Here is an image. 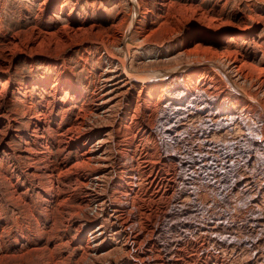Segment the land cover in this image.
<instances>
[{"label":"bare ground","instance_id":"1","mask_svg":"<svg viewBox=\"0 0 264 264\" xmlns=\"http://www.w3.org/2000/svg\"><path fill=\"white\" fill-rule=\"evenodd\" d=\"M49 1H51V13L56 14L58 12L61 19L68 12L67 10L71 9L65 19V21L72 22V27H69L71 30L67 32L65 27L57 30L56 33L39 31L35 42L48 35L50 38L55 37L53 39L56 40L55 44L59 48L72 47L76 49L81 47L82 52L87 53V57H91L94 52L96 54V52L103 51V54L98 53V57H95L103 69L96 73L98 86L94 94L90 96V101H88L85 91L70 82L69 76H74V72L64 71L65 75L54 78L56 85L51 89L56 100H60L58 102L65 108L62 109V115H67V118L74 116V119L68 120L67 123H64V117L60 118L57 116L58 114L54 115L55 112L47 104L42 111L37 110L35 112V108L32 105L33 108L28 106L30 104L27 105V101L23 100L24 103L20 104L21 107L19 108L22 111V107H25L24 115L27 117H25V127L27 128L26 132L22 133L17 128L21 124L20 121L24 119L19 117V111H14L15 103L11 101L12 98L9 99L10 101L6 100V105L0 104V135L10 137L11 141L18 139L22 142L16 160L22 166L21 169L24 170L20 171L23 182L16 179L18 182L16 187L19 188L22 183L28 181L30 186L40 188L45 195L43 196L44 203L55 205L56 208L59 207L58 210L54 209L55 206L51 210L48 209L49 206L45 207L42 216L55 210V212H59L58 214L63 215L66 228H70L69 225L73 222L78 225V232L86 238L87 250L82 258L83 262L105 264L112 257L122 258L125 254L127 256L132 254V248L128 247L127 240L123 242V246L118 245V239L122 235L120 228H128V224H130L129 239L134 233L142 245L141 254L138 256L140 261L147 260L148 264H169L167 246L165 242L160 240L164 227L168 226L171 217L182 218L189 214L188 217L192 219L182 222L192 226L191 221L196 215H193L195 209L190 210V207H185L173 208L169 211L166 207L161 209L157 206L158 209L155 208L154 212L153 207L156 205L155 199L161 195L171 200L175 196L177 185L181 186L180 192L189 190L186 186L187 180L183 179L181 172L183 165L189 162L185 164V159H182L179 154H181L182 147H184L183 151L191 153L196 145L191 141L188 132L178 131L185 114L189 115V112L196 106L195 112L222 113L228 115L231 121L235 120L239 111L243 109L256 115L262 125L259 130L255 128V131L250 134L246 146L240 147L239 155L245 159L243 161L241 158L239 163L242 162L247 168L252 167L250 169L252 175H259L257 183H260L259 181L264 178V59L257 60L256 55L232 49L236 43L239 45L243 41L251 40L257 45V42L264 40L260 37L261 34L257 33L259 27L257 25H244L243 28L241 26L227 28V25L220 26L212 20H209V24L205 22L208 19L207 15L204 14L205 12L201 13L200 10H196L194 15H199L198 20H192L188 25L181 27L176 32L174 31L175 33L170 31L173 33L171 36L154 41L155 39L152 38L156 31L152 30V27L158 22L152 20L157 15L159 25L164 27L165 22L162 23L164 17L161 12L175 7L172 0H88L87 2L91 3H87L91 13L103 6L107 8L106 6L113 2L116 5L114 9L119 10L120 15L123 14L120 9L124 5L129 8L130 15L125 16L123 14L118 22L110 20L111 24H107L108 26L105 27L97 22L91 26L87 24L85 15H89L88 9L85 7L82 11H77V6L69 8L70 6L65 0H45L42 5H47ZM147 25L151 28L149 34L145 29ZM62 31H66V33H61ZM186 33H188L187 36H185ZM228 39L229 41H227ZM231 40L236 42L233 44ZM187 41H190L189 46L196 45V47L193 49H190L191 47L183 48ZM19 43H9L7 49L17 52L21 48ZM45 43L47 42L43 41L40 46ZM260 43L263 44V42ZM152 47L160 50L158 56L152 55L151 60H148L138 55L139 51H145ZM222 47H226L225 52H215L214 48ZM34 50L30 47L22 49L20 53L27 57L28 53ZM63 54L50 53L52 57L63 56ZM104 56L108 63L102 61ZM14 60L15 54L12 53L0 61L9 64L5 68L0 66V75H7L11 72ZM48 60L50 59L46 60L49 63ZM95 60L93 59V61ZM64 62L63 65L67 68L65 59ZM132 69L135 70L136 74L131 72ZM213 84L218 85L219 88ZM75 95L80 105L73 108L70 103ZM184 95L186 96L184 97ZM170 110L176 112V122H172L174 124L167 127L166 125H169L171 120L165 115ZM160 113L161 117H159ZM140 116L144 120L143 125L135 134V131L130 129L129 122ZM19 119L21 120L19 121ZM4 122H8L10 125L14 123V126L6 127ZM158 122H162L160 125L164 127L158 129L156 124ZM246 123L249 124L248 121ZM227 124L228 120L225 119V122L221 124L217 122L216 126L224 128ZM246 126L248 125L246 124ZM211 127L202 129L201 133L204 136L210 134L212 132ZM32 128L34 129L31 130ZM146 135H152L158 145L156 152L150 154L143 147L139 157L144 156L147 162L142 164V160H135L133 156L138 153L139 142L141 143L145 139V143L150 141ZM161 135H168V138L175 135L176 145L180 144L179 150L171 152L169 144L165 140H159ZM29 137H32V140L34 139L33 141H36L37 144L33 145L27 142L26 139ZM150 144L151 141L148 149L154 146L153 143ZM236 147L233 145L228 148L234 151ZM226 154V159L224 158L220 164V170L223 173L221 180L225 183L224 187L221 186L219 180L213 177L214 175L218 176L220 170L213 173L211 169L212 171L209 170V173L198 179L200 188H195L194 192L200 190L203 197L214 198V207H233L232 211L234 212L238 210L240 214L238 217L239 227L245 228L247 222L253 223L254 227L262 226L260 215L253 211L249 199H242V196L240 204L231 205L232 202L228 196L232 191L243 186L245 181H242L243 177L235 169L237 161L228 160L231 155ZM113 155L115 156L113 157ZM55 156L58 157L56 162ZM200 158L207 160L203 156ZM194 162L199 163L196 160L190 163ZM115 165L119 166L120 169L116 170ZM142 165L144 166L142 167ZM170 165L174 167L172 171H170ZM141 170L143 174H146L149 183L147 185L149 195L145 200L144 195L143 197L140 196V192L136 188L140 186ZM1 175L11 186L12 192H10L13 196L18 194L21 198V196L26 195L17 193L18 190L14 189L15 183L13 186L12 181L10 182V174L2 172ZM203 180H206L207 183L203 184ZM83 188L86 190V196L80 198V195H83L85 191L82 190ZM260 188V193L264 194V183L261 184ZM171 192L173 193L171 194ZM113 196H118L119 199L116 200ZM17 199L19 200V197ZM223 199L230 202L225 204ZM136 201H138L137 205H135ZM244 206L247 207L244 209ZM21 207L28 208V212L29 208L31 209L30 204L23 203ZM196 210L198 212L199 208ZM120 212H123L124 220L123 217L117 216ZM25 213L27 212L25 211ZM49 217L46 216V219L48 220ZM142 219L145 220L144 226L138 223V220ZM2 221L4 225L7 224L0 215V229L2 228ZM32 221L36 225L39 224V220L37 221L35 217ZM216 223L220 225V220ZM182 225L184 224L182 223ZM115 227L119 228L115 240L116 244L106 247V239ZM35 232L38 233V231ZM8 234V229L5 227L0 232V264H25L24 262L29 264L33 257L41 259L38 264H54L46 260V246L42 249H37L38 247L33 249L23 245L24 247L10 253L3 251L2 244ZM262 235H264V231ZM28 239L30 240V238ZM174 239H177L176 236ZM225 240L224 242L227 241ZM240 241L243 246L247 244V241ZM206 242L207 240L182 243L181 247L179 246L182 248L179 254L184 258H179L180 261L178 260L175 264H189L188 260L196 264L224 263L223 260L220 261L219 256L210 250H206ZM40 254L43 256L40 257Z\"/></svg>","mask_w":264,"mask_h":264},{"label":"rangeland","instance_id":"2","mask_svg":"<svg viewBox=\"0 0 264 264\" xmlns=\"http://www.w3.org/2000/svg\"><path fill=\"white\" fill-rule=\"evenodd\" d=\"M44 1L45 0H0V61H3L4 57L10 56L12 53L15 54V60L13 62L11 72L7 75H0V104L2 103V105H6V100L8 101L9 99L14 98L13 100L11 99V101L15 103V108H17H14V111H19V117L24 119H19V121L21 120V124L17 128L22 133L26 132L27 128L25 127V107H22V111L19 108L21 107L20 104L24 103L23 100L27 101V105L30 104L28 106L32 105L35 108V112H37V110L42 111L44 106H46L45 104H47L51 108V110L55 112L54 115L58 114V117H64V123H67L68 120H73L74 116L67 118V115H62V109L65 108L60 102H58L60 100H56L54 96L55 94L51 89L52 87L54 88V85H56V81L54 80V78H56V76L60 77L65 75L64 71H68L70 73L74 72V76H69L70 82L79 86L82 91H85L86 95L88 96V101H90V96L94 94L98 86V76L96 75V73L103 69L102 66H100V64L97 63V61L95 60V57H98L97 55H99L100 53H104L103 51L98 52L99 54L97 52L95 54L94 52L92 56H88V58L86 56L87 53L85 52L84 54L82 52L83 49L81 47L76 49H73L72 47L64 49H62L63 47L59 48L58 45L56 46L55 44L56 40L53 39L55 37L50 38L48 35H45L41 38V40L35 42L36 38H38L39 31H46L47 33H56L57 30L59 31V29L61 30L62 28L66 27L67 32H70L71 29L69 27H72V22L65 21L69 10L71 9L67 10L68 12L65 13V18L63 17L61 19L58 12L56 14L51 13V1H49L47 5L43 6L42 4H44ZM65 1L68 2L67 4L68 6H70L69 8H74L75 6H77V11H82L84 7L88 9L87 12L89 16L85 15L86 18L83 16V14L82 16L86 19L87 24H89L90 26L93 25L94 22H97L105 27L108 26L107 24L110 25L111 21L116 20L115 22H118L123 14L125 16L130 15V10L125 5L120 9V11L123 12V14L120 15L118 13L119 10L114 9L116 7V5L113 4L114 2L106 6L107 8L103 6L101 7V9L93 11L92 14L88 8V4H91L90 2H87L88 0ZM172 1L173 3H175V7L161 12V15L164 17V21H162V23L165 22L164 27H161L159 25L160 23L158 21L159 19L157 18V15H155L154 19L152 20L153 22H158V24L153 25L152 27V30L156 31L154 37L152 38L153 40L155 39L154 41H159L160 39H164V37L171 36L181 27L188 25L192 20H198L199 15H194V12L196 10H200L201 13L205 12L204 14L207 15L208 18L205 22L209 24V20H212L217 25H227V28H235L238 26H241L243 28L246 25H257L259 27V31L257 33L259 35L261 34L260 37L264 39V0ZM145 29L147 31V34H149L151 28H149L147 25ZM170 31L173 33H171ZM61 33H66V31H62ZM187 34L188 33H186L185 36H187ZM43 41H46L47 43L40 46V43H43ZM227 41H229V39ZM231 41L233 44L236 42L234 40ZM12 42H20L19 44L21 48L18 49L19 52H14L12 50L9 51V49H7V47H9L8 45H10L9 43ZM260 42H263V44ZM260 42H257L258 44L255 45L251 40L243 41L239 43V45L238 43H236L232 47V49L240 50L241 52H244L246 54L256 55L257 60H260L261 58L264 59V40ZM189 43L190 41L185 42L183 48L188 49V47H191L190 49H193L194 47H196V45L189 46ZM30 47L35 50L29 52L27 57H24L20 53V51L22 49ZM225 49L226 47H222L219 49L214 48L215 52L219 53H223V51L225 52ZM145 51H139L138 55L143 56L148 60H151L150 57H152V55L154 56L155 54L158 56L160 50H158V48L152 47L146 49ZM162 51H165V49H162ZM50 53H55V55L61 53L64 54L63 56L52 57ZM47 59H50L48 60L50 61L49 63L46 61ZM64 59L67 62V68L65 67V65H63L65 63ZM93 59L95 61H93ZM102 61L108 63L107 58L105 56L102 58ZM8 65V63L5 64L4 62H0V66H2L3 68L7 67ZM131 72L135 73V70L132 69ZM9 80L11 83L9 82ZM213 85L216 88H219L218 85ZM185 96L186 95H184V97ZM92 101L93 99L91 100V102ZM70 105L73 108H76L78 105H80V102L76 99V95L72 97ZM195 107L191 112H189V115L185 114L183 116L184 119L180 123V128L178 129V131L188 132L191 141H193V144L196 145V147H194V150L191 153L185 152V150L183 151L184 147H182L180 150L181 154H179L182 159H185V164L186 162L190 163L194 160L199 162L198 164L196 162L190 164L188 163L186 165H183V168H181V172L183 173L182 177L183 179L187 180L186 186H188L189 190H182L180 192L181 186L177 185V187L175 188V196L171 200L161 195L159 198L155 199L156 205L153 207L154 212L156 210L155 208L158 209V207L161 209H165L166 207L169 211H171V209L173 208L181 209L185 207H190V210L195 209L193 215H196L195 217L193 216L194 218L191 221L192 226L182 222L183 220L192 219L188 217L190 215L189 214L184 215L182 218H175V216L172 215L173 218L171 217L169 219L168 226L164 227V231L161 235L160 240L161 242H165L167 246V253H169L168 256L170 259L168 260L170 262L169 264H175L179 260V258H184L179 254V251L182 249L180 248L182 243L186 244L191 243L192 241L202 242L203 240H207L206 250H210L212 253L220 257V261H224V263L215 262L213 264H264V235H262V232L264 231V194L260 193V187L261 184L264 183V178L263 180L260 179L261 181L259 182L261 184L257 183L256 181L259 175H252V173L250 172V169L252 167L247 168L243 165L242 162L239 163L242 158L239 155V153L241 152L240 147L246 146V142L248 143L250 139V134L255 131V128H258L259 130L262 123L260 122V119L256 117V115H253L249 113L248 110L244 109L240 110L239 114L237 115V118L231 121L228 115H223L222 113L212 114L195 112ZM165 116L170 118L171 120V123L169 122V125H166L167 127L173 125L174 123L172 122H176V112L174 110L168 111ZM159 117H161V113L159 114ZM225 119L228 120L229 125L227 124L224 128H218L216 126V123L219 122L221 124L222 122H225ZM143 121L144 120L141 116L133 118L132 121L129 122L130 129L134 130L136 134L138 130L141 129ZM247 121L249 122V124L246 123ZM4 123V126L6 127L14 126V123H11V125L8 124V122ZM160 123L162 122L156 123L158 125V129L164 127L160 125ZM246 124L248 126H246ZM209 126H212V132L204 136L201 131L202 129H206ZM33 129L34 128H32L31 130ZM167 136L168 135H161L159 140H165L169 144L171 152L178 151L180 144L176 145L174 140L175 135H172L171 138H168ZM146 137H148L151 141L150 145H152L153 143L154 146L148 149L147 147L150 141H147L145 143V139L143 142H139L140 145L138 153L137 155L135 154V156H133L135 160H142V164L143 162H147L145 161L146 159H144V156H142V158L139 157V154L142 152L143 147L145 151L150 154L151 152H156V147L158 145L152 135H146ZM10 139V137L7 138L3 135H0V215L2 216V219H4L7 223L4 225L2 221L1 229L3 230V228L5 227V229H8L9 233L8 236L6 235L4 243L2 244L4 248L3 251H7L10 253L24 246H26V248L32 247L33 249L37 247V249H42L46 246L47 252L45 255L46 260L49 261V263L53 262L54 264H88L82 261V258L85 255V251L87 250L85 246L86 238L82 233L78 232V225L73 222L71 225H69L70 228H66V221L63 215L58 214V211L55 212V210H58L59 207L56 208L55 205H51L50 203H47L48 205H46L43 199V196L45 195L43 194V190H41L40 188L30 186L28 181L22 183L19 188L16 187L18 184L16 179H20V182H23V179L20 176V171L24 170L21 169L22 166H20V164L16 160V155L18 150L22 146V142L18 139H12V141ZM33 140L32 137L26 139V141L30 142V144L36 145L37 142ZM126 143L129 142L126 141ZM232 144L237 146L234 151H231L228 148L233 146ZM225 147L227 148L225 149ZM226 153H228V155H231V157H228V160L231 159V161H237L235 169L238 171V174L243 177L242 181H245V184H243V186L239 187L235 191H232V193L228 196V199L231 200L232 206L234 205V203L240 204L242 196V199H249L253 211L260 215V218L262 220L261 223H263L262 226L254 227L253 223H248L246 221V227L241 228L239 227L240 222H238V217H240L238 210L234 212L232 211L233 207H214V198L207 199L206 197H203L200 190H197L196 193L194 192L195 188H200V183L198 179H200L204 174L209 173V170L211 169L213 170H211L213 173H216V171L218 172L220 170V164L224 161V158L226 159L227 157ZM142 154L144 155V153ZM114 156L115 155H113V157ZM200 156H203L207 160L205 161L201 159ZM57 158L58 157L55 156V162L57 161ZM190 159L193 160L191 161ZM244 159L245 157L242 158L243 161ZM143 166L144 165H142V167ZM114 168L118 170L119 166L115 165ZM169 168L170 171L174 169L173 165H170ZM2 172H7L8 174H10V182L12 181V185L15 183V186H13L15 187L14 189L18 190L17 193H19L20 195H26L21 196V198L20 196H18V194H16L17 196H13L11 194V186H9L8 181L6 180V182L2 177ZM140 172V186L136 185V188L140 192V196L143 197L144 195L145 200V198L149 195L147 191V185L149 183L146 174H143L142 170ZM213 177H215L216 180H219L221 186L224 187L225 183H223L221 180L223 178V173L221 172V170L218 176L214 175ZM202 183L206 184L207 181L203 180ZM82 190L84 191L85 188H83ZM85 193L86 190L84 191L83 195H80V198H84L86 196ZM172 193L173 192H171V194ZM18 197L19 200L17 199ZM117 197L118 196H113V198L118 200L119 197ZM137 202L138 201H136L135 205L138 204ZM228 202L230 201H225V204H227ZM23 203L31 205V209L29 208L30 213L28 212V208L26 209L21 207ZM197 205L198 207H195ZM48 206L49 210H51L55 206V210H53L52 213L49 212L47 215L43 214L42 216L43 209ZM246 207L247 206H244L243 208L245 209ZM198 208L199 211L197 212L196 209ZM25 211L28 214L25 213ZM159 211L161 210L159 209ZM122 214L123 212H120L117 216L123 217L124 220L125 216H123ZM32 216L35 217L37 221L39 220V224L36 225L35 222L32 221ZM46 216H50L48 220L46 219ZM222 217L223 219H220ZM217 219L220 220V225L217 223V225L215 224V222L218 221ZM173 221L176 223H174ZM144 222L145 220L143 219L138 220L139 225L141 224L142 226H144ZM182 223L184 225H182ZM7 226L9 227L7 228ZM129 226L130 224H128V228H120V234L122 235H120V239H118V245L123 246V242L127 240L129 243L128 247L130 249L132 248V254L128 256L125 254V256H122V258H117L118 256L112 257L111 260L107 261L105 264H148L147 260L140 261L138 256L139 254H141L140 249L142 248V245L140 241L136 239L134 233H132V236L129 239ZM179 227H183L184 229H180ZM170 228L175 229L171 230ZM1 229L0 232L2 231ZM118 229V227H115L111 231V233H109L105 242L106 247L114 245V243L116 244L115 240L117 238V233H119ZM34 230L38 231V233ZM127 230L129 231L128 233ZM175 236L177 239H174ZM27 237L30 238V240ZM224 239H226L227 241L225 240L226 242H224ZM240 240H243L244 242L247 241V244L243 246ZM39 256L42 257L43 255L40 254ZM36 259L37 258L33 257L32 262H30L29 264H38L41 259H37L38 262L36 261ZM187 262L189 264H196L189 260ZM24 263L27 264L26 262Z\"/></svg>","mask_w":264,"mask_h":264}]
</instances>
